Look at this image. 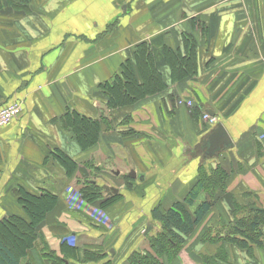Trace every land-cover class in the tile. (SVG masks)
Returning a JSON list of instances; mask_svg holds the SVG:
<instances>
[{
    "label": "crops",
    "instance_id": "1",
    "mask_svg": "<svg viewBox=\"0 0 264 264\" xmlns=\"http://www.w3.org/2000/svg\"><path fill=\"white\" fill-rule=\"evenodd\" d=\"M34 1L27 11L14 9L19 14L0 16L4 22L14 21L0 24V107L13 102L23 106L21 115L0 129V220L13 214L27 217L17 199L19 186L34 194L50 190L59 198L42 232L58 255L63 236L71 231L76 243L69 244L110 253L104 261L125 264L144 240L155 206L168 207L185 198L202 165L211 171L222 162L229 170L233 163L236 168L229 170L225 192L214 196L217 201L183 244L177 264H204V257L220 264H264V234L253 258L227 241V230L235 221L234 199L264 209L263 53H256L259 56L251 63H229L225 68L238 81H226L233 90L226 93L223 106L213 110L232 136L233 146L216 156L199 155L214 126L194 118L188 105L171 98L174 92L175 97L198 101L204 111L210 109L200 95H193L192 86L201 85L212 95L209 72L222 69L225 53L247 51V15L255 7L263 13L264 0H37L42 7L32 11ZM184 33L198 42L194 77L177 83L168 77L166 91L131 107L108 108L99 85L133 57L136 44L165 43L184 51ZM249 69H257L256 75L248 78ZM68 110L99 121L94 145L80 146L71 129L61 124ZM127 115L128 129L123 123ZM56 150L76 164L70 174ZM94 169L101 171V177H86ZM132 170L137 177L130 175ZM92 180L119 189L111 194L104 189L107 197L119 198L107 208L112 213L108 227L66 203L70 185ZM209 228L212 238L204 242ZM136 233L142 236L137 238ZM33 254L39 259L36 251Z\"/></svg>",
    "mask_w": 264,
    "mask_h": 264
},
{
    "label": "trees",
    "instance_id": "2",
    "mask_svg": "<svg viewBox=\"0 0 264 264\" xmlns=\"http://www.w3.org/2000/svg\"><path fill=\"white\" fill-rule=\"evenodd\" d=\"M30 3L31 0H8V4L14 9L26 11ZM183 41L184 51L180 46L173 48L165 43L161 47H156L153 42L148 41L136 44L132 53L133 57L127 58L111 79L99 85L106 98L108 108L113 110L131 107L147 97L166 91L169 87L168 77L173 83L194 77L198 71V42L190 33L183 34ZM171 98L172 102L175 101L174 97ZM189 109L191 115L196 119H200L204 112L203 106L198 101L190 105ZM60 122L71 129L80 146L87 148L97 142L100 133L99 121L81 114L77 110H68L61 116ZM54 153L70 174L76 164L62 151L56 150ZM224 166L220 162L210 171L202 165L197 181L192 185L185 198L174 201L168 207L159 204L151 211L152 221L158 225L159 229L150 239L151 247L156 254L164 255L166 258L164 262L156 261L154 259L156 255L154 257L151 255L153 253L133 251L128 256L126 263L177 264L180 260L179 251L182 245L205 221L213 207V202H216L218 196L225 192L226 181L231 173L229 170L234 171L236 168L233 163H230L229 170ZM89 182L88 184L86 182L87 185L81 188V192L91 202L102 200L99 204L100 208H109L117 200L116 196L103 199L101 192H104V187L95 185L92 181ZM127 185L131 186L130 182L127 181ZM203 193H205L204 197H202ZM16 194L19 203L25 208L27 217L13 214L0 220V264H49L47 262L49 257L56 260L55 264H69L67 259L50 253L44 254L49 245L44 240L42 228L48 213L58 203L59 196L50 190L34 194L22 186L16 189ZM239 207L243 211L237 215L236 211ZM234 208L235 221L228 230L230 232H228L227 241L245 249L247 255L253 258L255 248L263 245L264 209L253 207L250 201L240 204L235 199ZM211 238V229H206L202 236L203 241L206 242ZM38 242L43 244V254H41V250L40 253L38 252ZM61 248L62 254L78 255L76 247L67 241L63 242ZM33 251L37 252L39 259H36ZM83 251L90 255V259L94 255L91 249H83ZM110 261L106 263L110 264ZM203 263L220 264L207 257L203 258Z\"/></svg>",
    "mask_w": 264,
    "mask_h": 264
},
{
    "label": "rangeland",
    "instance_id": "3",
    "mask_svg": "<svg viewBox=\"0 0 264 264\" xmlns=\"http://www.w3.org/2000/svg\"><path fill=\"white\" fill-rule=\"evenodd\" d=\"M41 7H42L41 3L39 1H37V0L32 2V4H31V10L32 11H35V9H39ZM9 13L11 15L12 14H19L18 12L14 11V8L12 6H10L8 4V0H0V16H5V15H8ZM260 15H262L261 17L264 18V12L263 13L260 12L257 7L252 8V10L247 15V19L249 21V23H248L249 24V31H250L249 32V38H248L246 44L244 45V46L247 47V51L246 52H242V54H239V55L238 54H232V53H230V54H226L225 53V55L222 58V60H223V62H226V63L222 64V66H221L222 69L218 68V69H215V70L209 72V76H211L210 77V81L212 82V85L210 86L212 95L206 94L207 91L201 85L200 86H192L193 87L192 90L194 91L193 95L196 98H198L199 95H200V97H202L201 102H203L210 109L216 110L217 107H219V108L222 107L223 104H224L226 93L227 94L229 93V89L233 90V88H231V87L229 88V84L226 81L229 80V79H230V82H232V83L238 81L236 79H231V77H230L231 74H234V78H235V73L233 71H231L228 68L225 71V68L227 67V65L229 63L236 64V65H233V66H239V64H241V63H251V62H253V60H256L255 58L257 56H259L256 53H263L262 61H264V21L260 19ZM12 18H14V17H12ZM12 18H11V20H12ZM4 20H5V18L2 19V20L0 19V24L6 25V24H12L14 22V21H12V22H10V21L4 22ZM215 23H216V25H218L220 23L219 19H215ZM227 53H229V52H227ZM255 72H257V69L256 70L255 69H249L247 71V73H248L247 77L249 78L250 74H255L256 75ZM236 73H240V70H236ZM206 77H207V75L204 78H206ZM225 77H227V78H225ZM195 82H196V80H195ZM224 90H226V91L224 92ZM172 97H174V99L176 100L177 104H179L178 100L180 98H183L182 96L180 97V95H178V94L175 97V93L174 92H172ZM195 97H194V99H195ZM203 98H204V101H203ZM202 114H203V112H202ZM201 118H202L203 121H205L203 119V115L201 116ZM216 118H217V123L222 122V120H220L219 117L216 116ZM130 122H131V117L129 118V115H127L125 117V119L123 120V123L127 124L126 125L127 129H128V127L130 128V126H128V123H130ZM199 155L200 156L204 155V152H200L199 151ZM230 157H231V155L229 154L228 155V159H230ZM229 161H231V160H229ZM101 170H105V169L102 168ZM100 172H101L100 170L94 169L86 177H88L90 179H95L97 177H101ZM110 181H113V180L111 179ZM88 183L89 182H87V184ZM77 184L70 185L71 192L67 193V198L65 199L67 205L70 208H72V209L81 210V211H84L87 214H90L91 216L94 217L95 221H97L99 223H103L104 227H108V224H109L108 222H111L109 217L112 216V213L110 211L108 212L107 208H104L105 210H102V209L100 210L99 204H100V202L102 200L99 201V202H96V201L95 202H91L85 196V194H83L81 192V188L84 187L85 185H87L86 183H84V184L83 183H77ZM100 185L102 186V184H100ZM111 186H113L112 183H111ZM101 194H102L101 196H103V199L109 198L105 194V191L103 193L101 192ZM239 203L240 204H244V202H241V201H239ZM241 211H243V209L239 207L237 209V211H236L237 215H240L239 212H241ZM147 216H149V215H147ZM148 219H149V217L147 218V221H148ZM150 221H151L150 223L153 225V227L149 231V233H147V235L145 236L144 240L141 241L142 243L138 246V248L135 251L153 253L151 255H152V257H154V255H156L155 258H154L156 261L164 262V260L166 259L164 257V255L156 254L155 251L153 250V248L151 247V240L150 239H152V235L155 234L156 231H158L159 229H156L155 225L153 224L154 222L151 219H150ZM227 232H230V231L227 230ZM137 233H136V237L137 238L139 236H142L141 234H139V236H138ZM143 233H144V231H143ZM71 236H72L71 231H69L67 233V235L63 236V239L66 238L65 241H69L72 244L76 243V240L73 239ZM145 241H146V244H145ZM48 244L49 243L47 242V245ZM183 246L184 245H182V247H181V249L179 251V255H180V253L182 251ZM75 247L78 250V255H76V256L72 255L70 253L62 254V252H61L62 255H58L57 251L55 249H53V247L50 246V245L48 247V250L44 251V254H49L50 253L51 255H56V256L61 257L63 259H67V262L69 264H107L106 261H104V259H105L106 256L107 257L110 256V253L106 252V254L101 255L100 253H102V251H97L96 252V250H92L94 255L90 259V255L85 254L84 253L85 251L82 252V250L84 249V248H82V246H78L77 245ZM43 248H44L43 245L39 246V249L41 250V254H43ZM114 252H115V250H114ZM47 262L49 264L57 263L56 260L54 258H52V257H49ZM110 264H112V261H110ZM125 264H128V263H125Z\"/></svg>",
    "mask_w": 264,
    "mask_h": 264
},
{
    "label": "water",
    "instance_id": "4",
    "mask_svg": "<svg viewBox=\"0 0 264 264\" xmlns=\"http://www.w3.org/2000/svg\"><path fill=\"white\" fill-rule=\"evenodd\" d=\"M207 112L211 116L216 115L215 111L212 109H208ZM232 146H233V138L230 135L229 131L227 130L225 124L220 122L218 123L217 127L214 128L211 131V133L207 136L203 144L205 157L216 156L223 149H228L231 148ZM130 175L134 178L137 177V173L135 170H132ZM92 182H96V181L93 180ZM104 189L109 194L119 192V189L117 187L107 184L104 185ZM152 227L153 225L149 223L147 225L146 230L144 231V235H147V233H149Z\"/></svg>",
    "mask_w": 264,
    "mask_h": 264
},
{
    "label": "built area",
    "instance_id": "5",
    "mask_svg": "<svg viewBox=\"0 0 264 264\" xmlns=\"http://www.w3.org/2000/svg\"><path fill=\"white\" fill-rule=\"evenodd\" d=\"M179 104L193 105L194 101L190 98H180ZM23 111V106L20 102H13L11 104L0 107V129L9 125L13 120L17 119ZM203 119L207 121L210 125H215L217 123L216 116H211L209 113H203Z\"/></svg>",
    "mask_w": 264,
    "mask_h": 264
},
{
    "label": "flooded vegetation",
    "instance_id": "6",
    "mask_svg": "<svg viewBox=\"0 0 264 264\" xmlns=\"http://www.w3.org/2000/svg\"><path fill=\"white\" fill-rule=\"evenodd\" d=\"M93 181V180H92ZM94 181H96V180H94ZM92 183H94L95 185H100L97 181L96 182H92Z\"/></svg>",
    "mask_w": 264,
    "mask_h": 264
}]
</instances>
